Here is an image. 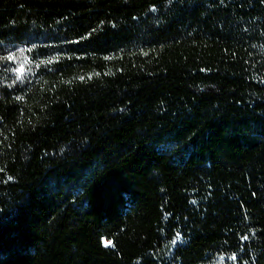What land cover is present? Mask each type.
<instances>
[{"label": "trees", "instance_id": "1", "mask_svg": "<svg viewBox=\"0 0 264 264\" xmlns=\"http://www.w3.org/2000/svg\"><path fill=\"white\" fill-rule=\"evenodd\" d=\"M0 264H264V0H0Z\"/></svg>", "mask_w": 264, "mask_h": 264}, {"label": "rangeland", "instance_id": "2", "mask_svg": "<svg viewBox=\"0 0 264 264\" xmlns=\"http://www.w3.org/2000/svg\"><path fill=\"white\" fill-rule=\"evenodd\" d=\"M14 62L17 65V68L23 66V72L21 74L27 75L29 73V71H31L30 70L31 65L29 64V62H26L23 59V56H20V54H17L14 57Z\"/></svg>", "mask_w": 264, "mask_h": 264}, {"label": "snow or ice", "instance_id": "3", "mask_svg": "<svg viewBox=\"0 0 264 264\" xmlns=\"http://www.w3.org/2000/svg\"><path fill=\"white\" fill-rule=\"evenodd\" d=\"M8 59H9V60H13L14 57L9 56ZM14 71H16V73H17V77H16V78H17V79H20V74L23 72V66L14 69ZM81 79H83V77H81ZM18 99H20V98L18 97ZM9 179H11V178H9ZM179 238H180L179 235H177L176 238H175L172 242L175 243L176 240H179ZM245 239H247V237H245ZM103 243H104V245H105L106 247H107V246H110V245L112 244V242H111L110 240H105ZM231 259L235 260L236 257L233 256V257H231Z\"/></svg>", "mask_w": 264, "mask_h": 264}]
</instances>
